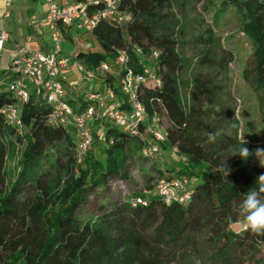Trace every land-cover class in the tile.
<instances>
[{"label":"trees","instance_id":"1","mask_svg":"<svg viewBox=\"0 0 264 264\" xmlns=\"http://www.w3.org/2000/svg\"><path fill=\"white\" fill-rule=\"evenodd\" d=\"M200 3L208 9L206 0H118L119 10L130 18L121 23L100 19L90 32L81 30L95 49H77V59L100 80L101 92L112 88L120 100L125 96L118 82L119 52L128 54L127 65L134 71L150 68L140 98L148 115L168 122L166 138L157 145L160 152H174L177 160L163 173L187 184L189 199L166 203L149 186L121 192L103 202L95 216L82 218L95 191L127 177L126 151L137 139L96 119L93 133L101 129L103 138L95 137L79 163L75 127L51 125L45 97L31 91L21 104L19 133L2 113L16 97L0 83V264H264V236L235 229L244 218L232 201L242 199L264 170L251 164L252 155L247 160L230 156L242 144L234 110L224 104L222 93L233 55L213 31L196 38L202 48L194 56L185 50V13ZM102 7L99 0L88 9ZM229 8L254 44L252 68L244 76L264 94V0H220L219 12ZM68 27L59 25L63 39L70 37ZM104 62L109 70L102 74ZM13 76L10 69L0 72L5 83ZM83 95L76 89L67 95L76 111L86 105ZM214 129H223V135L209 143L207 132ZM14 144H21L22 151L9 183L5 162ZM225 159L232 170L227 177L218 170ZM134 196L146 198L147 204L132 205ZM121 247L124 251L117 254Z\"/></svg>","mask_w":264,"mask_h":264},{"label":"built area","instance_id":"2","mask_svg":"<svg viewBox=\"0 0 264 264\" xmlns=\"http://www.w3.org/2000/svg\"><path fill=\"white\" fill-rule=\"evenodd\" d=\"M9 1L7 4H9ZM99 0H79L65 4H59L56 0H46L48 10L44 20L49 27L51 50L44 51L28 46H18L9 59L8 69L14 76L6 83V87L13 92L16 102L2 109L6 120L21 133L23 122L21 119V104L28 101L31 91L42 94L50 106L48 121L53 126L67 127L73 125L77 131L75 156L80 163L86 152L92 145L95 137L103 138L101 129L93 133V124L96 119H105L131 136L140 143V154L143 158H152L160 153L157 142L166 138V126L164 117L157 114L148 115L140 98L141 84L145 81L150 68L145 67L136 72L127 65L129 56L125 51H120L118 61L122 74L118 82L124 100H120L112 88L100 89V80L91 85L90 90L84 92L86 105L76 111L67 101L65 89V77L61 70L69 68L76 70L84 79L92 81L96 78L93 70H89L78 59L79 51L74 49L70 55L63 56L62 37L59 25L74 26L80 30L90 32L100 19L121 23L130 18L118 8V0H100L102 9L90 12L88 9L92 3ZM8 38L5 30L0 31V54ZM86 51H92L91 43H81ZM140 52V49H136ZM153 58L158 56V51L152 52ZM100 72L103 74L109 70L107 63H101ZM159 82L158 79H156ZM32 85L33 90L30 89ZM121 105H124L122 107ZM173 151H176L173 149ZM154 192L164 202L185 203L190 197V189L182 180L166 174L158 176L155 180ZM132 205L147 204V199L134 196L130 199Z\"/></svg>","mask_w":264,"mask_h":264},{"label":"rangeland","instance_id":"3","mask_svg":"<svg viewBox=\"0 0 264 264\" xmlns=\"http://www.w3.org/2000/svg\"><path fill=\"white\" fill-rule=\"evenodd\" d=\"M206 1L208 2L207 10L204 8L203 3H200L195 10L185 13L188 36L185 50L189 55L194 56L202 48V45L196 42V38L205 37L210 31H213L215 37L221 40L222 46L231 51L233 60L229 63L222 82L224 104L229 109L234 110V118L238 121L239 126L237 130L238 139L241 142L244 139L249 146L250 152L254 153L256 148H264V94L256 91L252 87L249 77L244 76V71L252 68L254 44L242 32L240 17L233 8L221 13L218 10L220 0H212V3L209 0ZM175 12L177 13V11ZM177 16H181V14L178 13ZM78 38L80 44L89 42L94 46L89 34H80ZM75 43L77 44L78 41ZM72 46H75V44L72 43ZM76 46V49L82 48L78 44ZM73 78V75L70 76L69 80L71 81L65 83L68 93L70 89L83 91L85 89L84 86H78V83L77 85L72 84ZM79 81L84 83L87 82V79L81 78ZM97 82L96 78L88 81V86H90H87L86 91H89L91 85ZM30 89L33 90L32 85H30ZM163 119L165 125H167L166 118ZM21 151V144H14L8 148L5 171L9 183L14 180L18 171ZM126 156L127 177L121 181L112 180L109 189L95 191L91 196V204L83 208L82 218L87 219L95 216L101 209L103 202L108 203L112 198L121 197V192L126 191L131 194L142 190L144 187H154L156 178L164 174L163 171L172 167L177 160L176 154L169 151H161L152 158H143L140 154V143L137 140H133L131 145H129ZM251 164L264 170V166H261L259 159L255 155H252ZM155 166L160 169V173ZM243 227V223H239L235 226V229L240 230Z\"/></svg>","mask_w":264,"mask_h":264},{"label":"crops","instance_id":"4","mask_svg":"<svg viewBox=\"0 0 264 264\" xmlns=\"http://www.w3.org/2000/svg\"><path fill=\"white\" fill-rule=\"evenodd\" d=\"M71 1L74 0H56L59 4ZM7 2L8 0H0V31L5 30L8 34L3 46V52L0 54V72L8 69L11 53L18 46H28L47 52L51 50V31L44 20L48 10L46 0H10L9 4ZM80 32L81 30L74 26L68 27L70 37L62 38L61 54L63 56L70 55L76 49L77 44L82 47L78 38ZM76 41H78L77 44L75 43ZM72 43L75 46H72ZM94 49L95 47L93 46ZM78 50L85 51L83 47ZM61 75H64L65 83L71 81L69 77L73 75V85L78 83V86H88L89 80L81 83L79 80L83 77H80L81 75L76 70L65 68L61 70ZM66 94L68 95V92Z\"/></svg>","mask_w":264,"mask_h":264},{"label":"clouds","instance_id":"5","mask_svg":"<svg viewBox=\"0 0 264 264\" xmlns=\"http://www.w3.org/2000/svg\"><path fill=\"white\" fill-rule=\"evenodd\" d=\"M223 129H214L207 132V140L209 143H216L217 138L223 135ZM247 142L243 139L242 144L233 147L230 156H238L243 160H247L250 155H255L261 166H264V148H256L254 153H250L249 149L244 145ZM218 170L224 176H228L232 171L226 163V159L221 162ZM233 208L244 218V227L252 234L264 236V173L260 174L256 183L251 187L240 200L232 201ZM124 248L117 250V254L122 253Z\"/></svg>","mask_w":264,"mask_h":264}]
</instances>
